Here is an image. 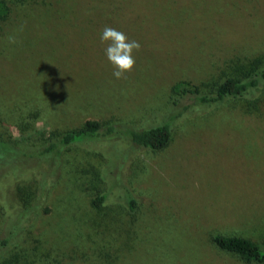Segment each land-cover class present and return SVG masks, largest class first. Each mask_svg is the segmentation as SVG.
I'll return each mask as SVG.
<instances>
[{
  "label": "rangeland",
  "instance_id": "374dc122",
  "mask_svg": "<svg viewBox=\"0 0 264 264\" xmlns=\"http://www.w3.org/2000/svg\"><path fill=\"white\" fill-rule=\"evenodd\" d=\"M8 1L0 137L25 153L0 162V234L17 205L34 206L8 255L17 264H255L209 236L264 237V90L247 109L242 97L172 104L170 89L185 80L214 92L264 55V0ZM106 25L141 45L126 79L112 75ZM91 119L167 122L170 139L159 150L125 138L73 144L59 166L29 154L50 132Z\"/></svg>",
  "mask_w": 264,
  "mask_h": 264
},
{
  "label": "trees",
  "instance_id": "16d2710c",
  "mask_svg": "<svg viewBox=\"0 0 264 264\" xmlns=\"http://www.w3.org/2000/svg\"><path fill=\"white\" fill-rule=\"evenodd\" d=\"M10 13L9 1L0 0V26L9 18ZM262 90H264V55L241 64L238 73L235 76H227L214 92H203L198 85L182 80L172 85L170 97L172 104H178L185 99L201 106L222 103L228 98L242 97L246 99L247 109H254L258 105ZM170 134V126L167 122L152 127L137 128L120 123L104 124L91 119L77 128L50 132L37 146V151L33 150L29 154L34 157H45L48 162L59 166L64 158L65 150L73 144L125 138L134 146L159 150L167 145ZM24 153L22 147H17L12 142L0 137V162L8 159L14 160ZM8 175L11 174L6 173L3 177ZM41 186H44V183L40 180ZM105 201L106 195H99L92 200V205L94 208L100 209L104 206ZM128 205L129 209L133 210L134 199H129ZM33 210L34 206L29 202L17 205L15 212L10 213L8 233L0 234V264H17L13 257L8 255V251L13 245L12 241L16 237H21L26 230ZM209 240L218 250L232 254L246 263L264 264V237L260 241H255L244 236L212 232Z\"/></svg>",
  "mask_w": 264,
  "mask_h": 264
},
{
  "label": "clouds",
  "instance_id": "9594fccd",
  "mask_svg": "<svg viewBox=\"0 0 264 264\" xmlns=\"http://www.w3.org/2000/svg\"><path fill=\"white\" fill-rule=\"evenodd\" d=\"M21 31L22 26H21ZM11 44L17 43L15 36H9ZM100 42L105 44L104 52L107 60L113 66L112 75L116 79L127 78L126 73L131 72L135 65L134 51H139L141 45L136 40H129L127 35L111 26H105L100 33Z\"/></svg>",
  "mask_w": 264,
  "mask_h": 264
}]
</instances>
